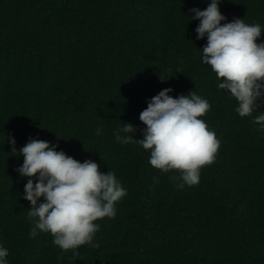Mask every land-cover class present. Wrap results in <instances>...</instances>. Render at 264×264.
<instances>
[{
	"label": "trees",
	"instance_id": "1",
	"mask_svg": "<svg viewBox=\"0 0 264 264\" xmlns=\"http://www.w3.org/2000/svg\"><path fill=\"white\" fill-rule=\"evenodd\" d=\"M208 2L0 0V244L9 264H264V135L200 60L206 38L196 39L189 9ZM219 9L259 23L264 40V0H221ZM169 86L173 97L193 90L208 100L202 119L220 141L199 182L183 188L148 163V150L113 135L129 122L141 139L140 111ZM9 134L17 150L35 137L115 173L127 191L116 214L97 221L95 247L73 257L46 231L28 235L27 177Z\"/></svg>",
	"mask_w": 264,
	"mask_h": 264
},
{
	"label": "clouds",
	"instance_id": "2",
	"mask_svg": "<svg viewBox=\"0 0 264 264\" xmlns=\"http://www.w3.org/2000/svg\"><path fill=\"white\" fill-rule=\"evenodd\" d=\"M220 3L209 0L203 9H189L190 19L199 21L194 29L196 39L206 38L200 60L215 73L216 87L235 98V112L241 117L251 115L264 135V111H258L264 98V40L257 42L261 25L246 23L241 17L227 20ZM166 76L160 74V79ZM172 91L170 86L162 88L147 100L139 113L145 125L141 139L130 134L135 128L129 122L113 135L120 143L134 141L148 150V163L161 172L173 173L176 187L183 188L199 182L201 168L215 159L220 141L202 119L210 108L208 100L193 90L175 97L170 95ZM100 131L98 125L95 132ZM6 139L11 152L23 156L16 171L27 177L23 197L30 203L28 235L46 231L54 245L71 250L73 257L78 255V246L95 247L97 221L113 217L116 203L127 191L115 173L111 169L101 172L95 161L77 160L46 140L29 137L17 150L10 134ZM8 252L0 244V264H9Z\"/></svg>",
	"mask_w": 264,
	"mask_h": 264
}]
</instances>
